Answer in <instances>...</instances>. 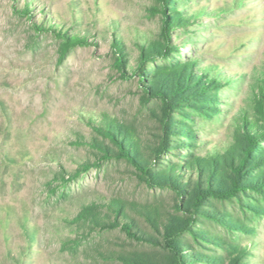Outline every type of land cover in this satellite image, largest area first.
Returning <instances> with one entry per match:
<instances>
[{
    "label": "rangeland",
    "instance_id": "obj_1",
    "mask_svg": "<svg viewBox=\"0 0 264 264\" xmlns=\"http://www.w3.org/2000/svg\"><path fill=\"white\" fill-rule=\"evenodd\" d=\"M171 4L192 22L172 29L176 50L148 67L192 60L219 79L208 95L223 100H194L213 108L184 104L175 113L201 140L161 156L159 166L194 151L225 153L244 137L245 117L264 125L256 101L264 0ZM162 7L160 0H0V264H124V252L154 251L112 228L109 203L122 198L172 211L173 192L148 186L130 158H103L96 142L119 149L111 120L132 125L148 145L162 133V101L136 70L145 45L162 41ZM64 34L86 42L66 48ZM125 60L126 70L119 65ZM261 206L254 222L245 218L252 234L238 240L247 264H264V200ZM129 213L147 226L139 212ZM94 215L99 223L90 222ZM217 232L225 248L204 243L229 264L233 238L223 225Z\"/></svg>",
    "mask_w": 264,
    "mask_h": 264
},
{
    "label": "trees",
    "instance_id": "obj_2",
    "mask_svg": "<svg viewBox=\"0 0 264 264\" xmlns=\"http://www.w3.org/2000/svg\"><path fill=\"white\" fill-rule=\"evenodd\" d=\"M160 1L163 3L161 10L164 15L162 41L145 45L136 70L142 73L144 70V75L148 76L150 94L162 101V133L155 144L148 145L132 125L126 123L116 126L115 121L111 120L107 128L117 141L119 149L110 148L100 141L96 143L106 151L103 158H130L148 186L171 190L175 206L174 210L165 211L155 204L112 198L109 203L112 213L110 225L154 250L124 252V264H198L204 261H208V264H224L220 257L214 255L217 250L208 249L204 243L212 242L225 248L227 243L223 242L224 239L217 232L221 225L232 236L231 242L235 245L229 255V264H247L245 251L238 240L243 239V233L252 234L245 218L254 222L255 217H260L263 210L264 125L251 122L245 117L244 137H236L237 142L226 147L225 153L214 151L196 155L194 151L191 158L182 159V163L168 161L166 165H157L163 164L159 162L161 156L172 154L174 148L194 145L192 140H201L190 123L179 122L175 115L176 112H185L186 109L182 110L184 104L204 110L213 107L194 100H223L216 93L208 95L213 87L220 86L219 79L196 70V64L192 60L156 65V69L148 67L147 61H155L156 55L168 59L176 50L171 37L172 29L192 22L189 17L182 15V9L170 8L175 6L171 4L172 0ZM64 37L66 48L86 42L78 36L72 38L71 35L64 34ZM119 65L125 70L126 66H131L128 60ZM259 84L256 101L258 113L264 122V81ZM203 114L210 116L207 111H203ZM183 138L191 141L187 142ZM250 191L258 193L249 195ZM234 207L236 209L232 210ZM237 208L243 216L238 213ZM129 210L139 212L145 218L147 226L139 225ZM98 218L94 215L90 222L99 223ZM210 219L216 220V223L210 224L209 222H213ZM197 224L201 225L200 228ZM205 249L210 252H205Z\"/></svg>",
    "mask_w": 264,
    "mask_h": 264
}]
</instances>
